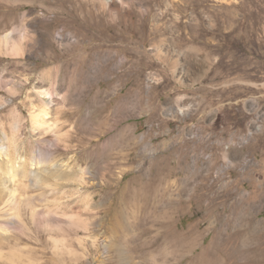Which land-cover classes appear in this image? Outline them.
Segmentation results:
<instances>
[{
  "label": "rangeland",
  "instance_id": "obj_1",
  "mask_svg": "<svg viewBox=\"0 0 264 264\" xmlns=\"http://www.w3.org/2000/svg\"><path fill=\"white\" fill-rule=\"evenodd\" d=\"M1 147L23 264H264V0H0Z\"/></svg>",
  "mask_w": 264,
  "mask_h": 264
},
{
  "label": "bare ground",
  "instance_id": "obj_2",
  "mask_svg": "<svg viewBox=\"0 0 264 264\" xmlns=\"http://www.w3.org/2000/svg\"><path fill=\"white\" fill-rule=\"evenodd\" d=\"M109 1L110 0H106V3L107 4H109ZM263 9V8H262ZM263 15V14H262ZM45 94H49V92L48 91H45L44 92ZM41 116V115H40ZM33 117V116H32ZM38 115H36V116H34V119L35 120H38ZM42 117V116H41ZM34 122V121H33ZM8 138V137H7ZM9 140V139H8ZM14 147V146H13ZM6 148H7V150H10V147L9 146H6ZM0 149H2V147L0 148ZM14 156H16V155H14ZM15 158V157H14ZM13 158L11 157L10 158V160H11V164L10 165H8V167L6 168V175H8V177L11 179V181L15 184L16 183V180H17V178H20V174H19V172H17V169L19 170L20 169V167L21 168H23L25 165H27V158H24V159H22V157H20V161L21 160H23L22 162H20V164H16L17 163V159H15V160H12ZM35 160V157H33L32 158V160H31V165H34V164H36L37 162L36 161H34ZM9 161V160H8ZM29 162V161H28ZM40 162V161H39ZM5 168V167H4ZM0 169H2V167H0ZM4 171V170H3ZM31 173L32 174H34V175H36V172H34V171H31ZM13 188V189H12ZM11 188V190H10V197H11V195L12 196H14V194H15V188L14 187H12ZM11 199L13 200V197H11ZM8 202V201H7ZM15 204V203H14ZM35 214V213H34ZM10 215L11 216H17V217H19V214H13V213H10ZM9 215V216H10ZM20 218V217H19ZM12 224H14L13 223V221L11 220V219H7V221H6V224H4L3 226H2V231H5V229H8V227H10V226H12ZM2 261H6V262H11V263H13V264H23V260H22V254H21V252L19 251V250H17L15 247L12 249V251L10 252V254L9 255H5L4 254V252H3V250L0 248V264H4V262H2Z\"/></svg>",
  "mask_w": 264,
  "mask_h": 264
}]
</instances>
